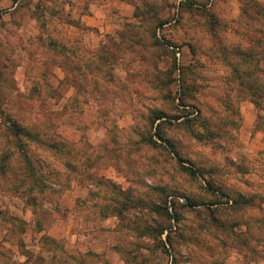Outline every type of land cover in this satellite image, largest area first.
<instances>
[{
	"label": "rangeland",
	"instance_id": "1",
	"mask_svg": "<svg viewBox=\"0 0 264 264\" xmlns=\"http://www.w3.org/2000/svg\"><path fill=\"white\" fill-rule=\"evenodd\" d=\"M240 6L0 0V264H264V114L241 112L264 0Z\"/></svg>",
	"mask_w": 264,
	"mask_h": 264
},
{
	"label": "crops",
	"instance_id": "2",
	"mask_svg": "<svg viewBox=\"0 0 264 264\" xmlns=\"http://www.w3.org/2000/svg\"><path fill=\"white\" fill-rule=\"evenodd\" d=\"M263 1V0H259ZM233 4V14L237 15L239 14V11L241 10V4L242 0H232ZM241 112L243 116L244 124L247 127H253L255 125V122L258 119V116L260 113L264 114V108H261L260 106L256 105L254 101L252 100H244L241 103ZM260 112V113H259ZM249 138L252 142V145L256 148V150H260L264 148V125H259L253 132L250 131ZM105 245L99 244V250L102 249ZM102 247V248H101Z\"/></svg>",
	"mask_w": 264,
	"mask_h": 264
},
{
	"label": "trees",
	"instance_id": "3",
	"mask_svg": "<svg viewBox=\"0 0 264 264\" xmlns=\"http://www.w3.org/2000/svg\"><path fill=\"white\" fill-rule=\"evenodd\" d=\"M95 50H96V53L99 56V45H98V47ZM17 130H18V132L15 131L16 137L17 136L19 137V134H25V135H28L29 137L33 138V139H38V138L35 137L37 134H35V136H34V134L32 132H30L22 124H18L17 125ZM45 141H46L47 145H49V146H51L53 148H57V149L60 148V146L61 147H64V145L68 146L69 142H70L68 139H66L64 137L61 138V139H55V138L54 139H45ZM18 168L20 170L18 173H15V171H12L13 174L15 175L14 177L21 176V179L24 180V179H26L27 176H29L31 174H34L32 159L26 152H23L21 154V163H20V166H18Z\"/></svg>",
	"mask_w": 264,
	"mask_h": 264
},
{
	"label": "built area",
	"instance_id": "4",
	"mask_svg": "<svg viewBox=\"0 0 264 264\" xmlns=\"http://www.w3.org/2000/svg\"><path fill=\"white\" fill-rule=\"evenodd\" d=\"M176 54H177V55L180 54V50L178 49V47H177V50H176Z\"/></svg>",
	"mask_w": 264,
	"mask_h": 264
}]
</instances>
